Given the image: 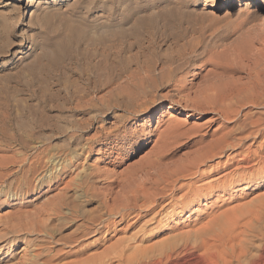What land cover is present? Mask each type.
Listing matches in <instances>:
<instances>
[{"label": "rangeland", "instance_id": "374dc122", "mask_svg": "<svg viewBox=\"0 0 264 264\" xmlns=\"http://www.w3.org/2000/svg\"><path fill=\"white\" fill-rule=\"evenodd\" d=\"M28 1L0 0V130L14 137L0 147L10 166L0 186V214L14 219L20 212L36 227L5 235L0 256L8 260L0 264H16L37 243L52 253L78 248L85 257L128 240L152 255L178 234L194 232L219 214L222 219L225 210L249 223L247 210L258 209L253 205L260 197L264 231V178L204 191L185 208L169 205L155 222L137 211L122 221L109 217V209H123V190L187 162L222 133L217 114L197 101L211 82H250L264 69V0H38L31 7ZM119 49L141 60L146 51L157 53L151 75H163L155 89L141 85L150 101L138 99L134 108L116 97L126 89V72L114 68ZM140 71L137 77L149 76ZM88 98L95 101L82 103ZM160 147L165 150L157 159ZM149 162L157 164L149 168ZM99 216L120 222L109 231L82 228ZM82 231L88 233L77 238ZM60 257L56 264L69 260Z\"/></svg>", "mask_w": 264, "mask_h": 264}, {"label": "bare ground", "instance_id": "6f19581e", "mask_svg": "<svg viewBox=\"0 0 264 264\" xmlns=\"http://www.w3.org/2000/svg\"><path fill=\"white\" fill-rule=\"evenodd\" d=\"M28 2V7H31L37 4L38 0H29ZM194 45L195 44L190 47L193 48ZM126 54L123 56L121 49L117 52V66L114 68L117 69L118 67L120 71L126 72L124 79L126 82L123 84L126 89L117 92L116 97L117 99L120 98L122 100L120 102L125 103L128 107L134 108L137 101H139L138 99H142L143 103L144 101H150L148 97L149 90L147 89V92L141 85L143 83H148L155 89L161 84L160 81L163 80H161L163 75H151V69L153 68L151 63L157 53L146 51L144 60H141L138 54ZM139 70L144 72V74H149V76L137 77V72ZM172 71L173 69L168 70L167 73L172 75ZM84 76L85 75H83V77ZM116 79L118 80L119 78L116 77ZM235 79L236 80H233L232 83L229 81L211 82L201 90L198 101L195 99L198 104L199 102L205 103V106L203 105L204 109H210L217 114L214 120L221 121V126L223 128L222 133L215 138L212 137L213 139L209 142L207 147L197 152L193 157L187 159V162H180L170 170H158V175L154 176L152 179L146 180L145 177L148 175L147 174L145 177L143 176L144 179L141 178L142 180L137 183L136 186L132 185V189L130 185L131 187L128 191L125 190L126 193L123 190L124 195H120H123L121 197L123 198V202L120 201V205L123 209H121V207L109 209L110 218H112L110 215H119L120 221H122L128 214L132 215L134 214L133 212L137 211L134 215L139 214V217L149 216L146 221L155 222L158 220V215L161 211L169 205H175V203L177 204L178 202L179 204L183 203V207L185 208L197 200L204 191L214 192L216 190H226L227 187L238 186L242 183L254 184L258 179L262 180V178H264V69L259 71L253 80L251 78L250 82L242 83L243 81L240 82L238 78ZM90 82H92V80ZM93 101H95L93 98H88L84 99L82 103L86 104L89 102L90 104ZM96 101L100 104L99 101L102 102V97L97 98ZM199 105H197V107H199ZM199 108H201V106ZM253 109L257 110L253 111ZM20 127L18 126L19 129ZM172 132L174 131L172 130ZM13 139V135H10L7 131L0 130V147H7V143L10 144ZM20 141H24L23 138ZM164 150V147H160L155 152V157L158 159ZM19 156V165H17V167H19L20 170L18 169L17 172H22V168H24L22 164L23 157L21 155ZM5 158L6 157L0 155V186L2 187L5 186L3 182H6V178L10 174V166ZM149 164H151L149 168H153L154 164L157 163L149 162ZM62 168L66 170L64 167ZM149 168H143V172H148L150 170ZM57 169L56 167V170ZM45 175H47V173ZM207 178L211 179L203 181ZM180 179L185 181L179 183ZM21 184L22 181L18 185V188H21ZM146 184H149V186ZM255 202L253 206L256 207L258 205L260 209L247 210L250 216L249 218H252L251 220L249 219V223H245V220L241 217L242 220L238 216L239 213H229L225 210L226 212L224 211L225 214H222V216H224L222 219H220L221 217L219 214L218 217H212L214 219H210V222L206 224V226L200 227L194 232L178 234L176 238H174V241H166L163 242V244L160 243L161 245L156 249L157 252L155 251L152 255L146 254L148 249L144 248L139 250L133 245L131 247L130 244L127 243L128 240L126 244L123 243L124 241L118 242L117 246L114 249L112 248L113 250H110L111 252L107 251L106 254L104 253L105 255H84L85 257H83V250L78 248L72 251H62L63 249L57 248V251L52 253L46 250V247H43V245L39 246L37 243L34 248L32 247L33 251H28V254L22 256L20 261H16V264H56L57 262H55V259L59 258L60 254L69 257V260H63V262H65L62 264H112L114 261H116V264H264V245L262 244L264 231H262V216H260L262 211V198H258ZM5 203L9 204L6 201ZM56 208L57 207L51 209L56 210ZM46 210L48 209L46 208ZM127 211L129 213H127ZM53 213L56 214V212ZM244 213L247 215L245 211ZM10 215L8 213L0 214V229L5 231L4 234L0 235V242L5 239L6 234L22 231L24 228L23 226L28 227L29 224V227H32V229L36 227L33 223L27 222L22 218L23 216L20 212L16 215L14 214V219L11 218ZM240 215H243L241 211ZM247 217H244L246 221ZM110 218H102L101 216L90 217L88 220L81 223V226L84 229L83 225L85 224V228L89 229L88 232H97L102 228L109 231L117 222H111L109 220ZM240 220H242V223ZM252 221L258 223L252 224ZM86 224L88 226H86ZM88 232L82 231V234L77 238L82 237ZM134 235L135 234H133V236ZM177 239H180V243L176 242ZM257 240H260V242L256 243ZM3 245L4 244H1L0 247ZM150 251L148 250V253ZM108 253H112L113 255L107 257L109 255ZM1 254L2 253H0V255ZM6 256H0V260L5 261ZM106 257L107 259H104ZM179 258H181V261Z\"/></svg>", "mask_w": 264, "mask_h": 264}]
</instances>
